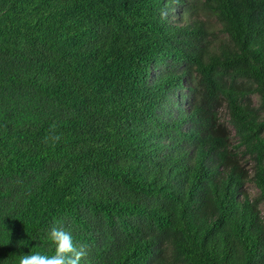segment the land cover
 Returning a JSON list of instances; mask_svg holds the SVG:
<instances>
[{"label":"trees","instance_id":"16d2710c","mask_svg":"<svg viewBox=\"0 0 264 264\" xmlns=\"http://www.w3.org/2000/svg\"><path fill=\"white\" fill-rule=\"evenodd\" d=\"M261 206L264 0H0V264H264Z\"/></svg>","mask_w":264,"mask_h":264},{"label":"clouds","instance_id":"9594fccd","mask_svg":"<svg viewBox=\"0 0 264 264\" xmlns=\"http://www.w3.org/2000/svg\"><path fill=\"white\" fill-rule=\"evenodd\" d=\"M48 240L54 245L52 255L39 252L23 254L18 264H80L87 255L86 249L74 243L72 233L59 222L50 228Z\"/></svg>","mask_w":264,"mask_h":264},{"label":"rangeland","instance_id":"374dc122","mask_svg":"<svg viewBox=\"0 0 264 264\" xmlns=\"http://www.w3.org/2000/svg\"><path fill=\"white\" fill-rule=\"evenodd\" d=\"M207 20L209 22V26L211 24V26L213 27V31L215 33H217V35H219L217 32L216 22L214 21V19L209 16L207 18ZM253 101H254V103L257 104V97L256 96H253ZM220 116H221L222 121H224V122L227 121V115H226V111L224 108L220 109ZM245 190L252 196L255 195L256 191H257L256 188L251 184H247ZM260 208H261L262 215L264 217V207L261 206Z\"/></svg>","mask_w":264,"mask_h":264}]
</instances>
